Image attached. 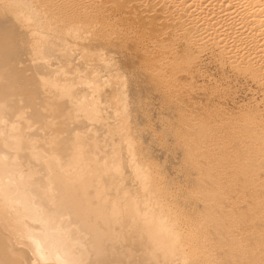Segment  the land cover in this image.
<instances>
[{
    "label": "bare ground",
    "instance_id": "bare-ground-1",
    "mask_svg": "<svg viewBox=\"0 0 264 264\" xmlns=\"http://www.w3.org/2000/svg\"><path fill=\"white\" fill-rule=\"evenodd\" d=\"M210 48L264 100V0H0V264H264V110H194Z\"/></svg>",
    "mask_w": 264,
    "mask_h": 264
},
{
    "label": "rangeland",
    "instance_id": "rangeland-1",
    "mask_svg": "<svg viewBox=\"0 0 264 264\" xmlns=\"http://www.w3.org/2000/svg\"><path fill=\"white\" fill-rule=\"evenodd\" d=\"M210 49H209L208 53H206V55H204V57H202L203 61H204L202 63L203 66H202V64L201 65L199 64V67L196 68V71L198 70L197 72H201V73H198V75L194 73L193 78L190 80L191 82L189 81L187 83V85L189 84L187 86L188 87L187 90L189 91V87H190V92L188 93V91H187L188 95L187 94H185V95L191 97V99L189 98L191 104L193 103L195 106L197 105L196 108L193 105L194 106V110H196L197 113H199L197 108L200 105H202V101H200V100H202L201 96H200V93L202 92L203 89H205V90L207 89L206 91H213V90L216 89V90L220 91L221 95H222V92H223L222 96L225 95L224 97H229V100L224 102L225 104L227 103L226 105H228V106H230V103L231 104L232 103L236 104L235 105L236 107L237 106H241V105H245V104H249L253 108H255V106H257L259 108V110H264V100L261 99V92H257L255 86L248 79L233 76L232 75L233 72L228 68V65L224 66L223 61L219 60L218 56L216 55V53H214L213 48H210ZM217 61H219V62H217ZM216 63H217V65H216ZM229 72H232V73L229 74ZM196 76H197V79H196ZM202 78L203 79L206 78V79H204L205 81ZM192 80H193V83H192ZM191 84H193V86H191ZM197 84H199V86ZM202 84H204V85H202ZM213 85H215L216 87L213 86ZM201 86H202L203 89L201 88ZM191 87H192V89H191ZM196 87L197 88L199 87L198 89L200 90V92L199 91L196 92ZM222 88H223V90H221ZM191 90H192V92H191ZM224 90H226V91L224 92ZM235 91H237V92H235ZM227 92H228V94H227ZM193 93H195V94H193ZM196 93H199L198 97L196 96L197 95ZM254 96H255V99H253ZM198 98H199V100H194V99H198ZM258 98H260L261 100L258 99ZM191 100H193V101H191ZM194 101H196V102H194ZM199 101H200V103H199Z\"/></svg>",
    "mask_w": 264,
    "mask_h": 264
}]
</instances>
